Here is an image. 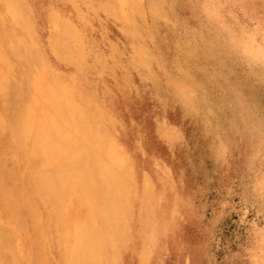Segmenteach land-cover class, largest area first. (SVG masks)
<instances>
[{"label":"rangeland","instance_id":"obj_1","mask_svg":"<svg viewBox=\"0 0 264 264\" xmlns=\"http://www.w3.org/2000/svg\"><path fill=\"white\" fill-rule=\"evenodd\" d=\"M213 1L0 0V264H264V0Z\"/></svg>","mask_w":264,"mask_h":264},{"label":"bare ground","instance_id":"obj_2","mask_svg":"<svg viewBox=\"0 0 264 264\" xmlns=\"http://www.w3.org/2000/svg\"><path fill=\"white\" fill-rule=\"evenodd\" d=\"M215 3H214V1L213 0H208V5H207V9H209L210 8V10L209 11H211V12H209V13H211L210 15H212V16H214V17H216V13L212 10V8H213V5H214ZM219 12V11H218ZM221 12V11H220ZM222 13H220V15H221ZM26 126H27V129H28V131L31 133V129H30V122H28L27 121V124H26ZM29 133V134H30ZM61 138H63V139H65L66 137L64 136V137H61ZM40 144V143H39ZM46 143H41V148H38L37 149V153H38V155H37V159H40L41 158V160H43L44 162L46 161L47 162V165L46 164H44V166L42 167V169L40 170L41 172H43V173H47L46 175H48V176H46V180H47V178H50L51 177V175L54 173V178H55V181H56V184L54 185V189L55 190H57V189H61V187H62V184H63V180H64V178L65 177H68V176H71V169H70V166H69V164H67V162L69 161V160H67V159H73V156H78L77 155V153H75V151L73 152V149H71V150H68V149H66V148H64L63 147V149H60V153H58V157L60 158V163H59V165L57 164L56 165V160H55V158H53V159H50V158H48V159H46V157H47V154H48V150H47V148H46ZM50 148V147H49ZM53 153V155H54V152H52ZM80 153V152H79ZM46 159V160H45ZM38 162H40V161H38ZM64 162V163H63ZM66 163V164H65ZM57 166V167H56ZM39 168V167H38ZM72 168V167H71ZM50 169H53L54 170V172H52V173H50ZM79 170V169H78ZM76 171V170H75ZM76 173H77V171H76ZM93 173H94V170H93ZM77 175V174H76ZM74 176V175H73ZM72 177V176H71ZM81 178V177H80ZM43 181V180H42ZM44 184V183H43ZM53 185V184H52ZM45 188V187H44ZM50 188V187H49ZM58 192H59V190H58ZM61 192V191H60ZM58 196V195H57ZM53 197V196H52ZM108 210V209H107ZM94 219V218H93ZM90 225V224H89ZM85 232H86V230H85ZM86 236H88V235H86ZM81 240V242H83V239H80ZM80 240H79V242H80ZM85 240V239H84ZM76 241V240H75ZM86 241V240H85ZM1 242V241H0ZM91 242V241H90ZM82 244V243H81ZM89 244V243H88ZM83 247V246H82ZM6 253V252H5ZM76 253H79V251L78 252H76ZM91 255V254H90ZM75 258H77V257H75ZM90 258V257H89ZM79 259V258H78ZM70 262V261H69ZM89 262V261H88ZM91 262V261H90ZM98 263V262H97ZM96 264V263H95Z\"/></svg>","mask_w":264,"mask_h":264}]
</instances>
